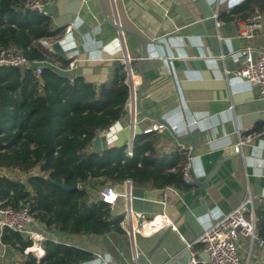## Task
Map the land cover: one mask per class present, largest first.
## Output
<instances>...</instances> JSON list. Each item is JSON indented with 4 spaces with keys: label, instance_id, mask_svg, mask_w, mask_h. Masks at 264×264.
Segmentation results:
<instances>
[{
    "label": "crops",
    "instance_id": "0c3cea01",
    "mask_svg": "<svg viewBox=\"0 0 264 264\" xmlns=\"http://www.w3.org/2000/svg\"><path fill=\"white\" fill-rule=\"evenodd\" d=\"M246 1L50 0L52 29L62 32L44 48L76 59L74 69H60L62 75L99 87L117 64L125 65L129 100L119 121L102 131L106 149L129 148L137 135L163 125L162 132L150 133L156 157L182 156L177 168L190 158L192 181L185 189H156L90 180L84 184L88 205L101 202L106 186L125 195L108 205L111 220L121 218L122 232L70 235L33 218L30 230L44 237L42 250L52 241L93 256L81 264H182L188 245L201 254L196 242L209 224L249 198L257 221L255 209L264 202V96L236 78L243 60L234 54L264 50V22L246 39L240 32L252 14H229ZM240 140L246 142L236 153ZM37 175L38 169L0 168V177L20 183ZM136 215L142 226L166 217L175 230L154 220L132 233ZM239 244L241 264H261L256 242L240 237ZM28 257L0 239V264H26Z\"/></svg>",
    "mask_w": 264,
    "mask_h": 264
},
{
    "label": "trees",
    "instance_id": "16d2710c",
    "mask_svg": "<svg viewBox=\"0 0 264 264\" xmlns=\"http://www.w3.org/2000/svg\"><path fill=\"white\" fill-rule=\"evenodd\" d=\"M26 0H0V50L18 49L29 61L48 62L66 69L69 61L48 52L44 41L55 40L62 29L53 30L49 16L22 10ZM256 10L264 13V0H247L229 12L247 18ZM124 64H117L113 77L99 87L81 77L72 81L51 67L40 78L34 68H0V168L39 175L20 183L0 177V200L14 209L27 206L31 216L45 226L77 235L102 236L121 233V218L112 221L110 207L102 202L87 204L84 184L90 180L119 184L130 181L156 189H185L177 165L184 159H158L150 134L137 135L127 145L102 152L92 142L124 114L129 100ZM173 168H177L171 172ZM57 184L77 185L63 190ZM256 230L264 238V202L255 209ZM1 243L23 252L31 241L3 230ZM44 255H29L26 264H81L93 256L83 250L43 243Z\"/></svg>",
    "mask_w": 264,
    "mask_h": 264
},
{
    "label": "built area",
    "instance_id": "2783aa9c",
    "mask_svg": "<svg viewBox=\"0 0 264 264\" xmlns=\"http://www.w3.org/2000/svg\"><path fill=\"white\" fill-rule=\"evenodd\" d=\"M50 0H26L22 4V10L36 13L42 16H48V7ZM216 18V16H215ZM245 29L240 32V37L250 39L253 37L254 32L261 28L263 24L262 14L255 11L245 22ZM220 22H217V26ZM235 57H241L243 60V67L235 73L239 81L247 82L250 86L255 87L258 92L264 96V50L253 52L249 48L242 49L234 54ZM68 69H74L76 66V59L73 56L68 58ZM34 66V74L36 78H40L42 69L44 67L55 68L57 71L60 67L45 61H29L18 49L4 48L0 50V68H20L25 70ZM72 81V79H70ZM163 125L152 126L148 128L144 134L154 132H162ZM102 132L98 134L102 136ZM246 140H240L238 145L234 148V152L239 153L240 148L245 144ZM125 151L130 155V148ZM190 161V158H189ZM189 161L180 166L182 172V180L185 184H190L191 172ZM177 169V168H176ZM173 168L171 172L176 170ZM130 187V181H126ZM125 195L117 194L112 187H103L99 194V200L107 205H114L116 200ZM167 199L166 194L163 195V202ZM137 216L134 217L137 221ZM133 218V217H132ZM156 223H166L175 230L171 222H167L166 217L154 218L146 225H152V221ZM256 219L252 207V199L249 198L242 202L237 208L230 213L224 215L218 220L209 224L196 243L203 246L201 254L193 251L192 245L187 246L189 252V264H241L239 250V238L244 237L250 240V244L256 242L260 250V263L264 264V238L256 236ZM33 222V217L30 214L27 206L14 209L6 205V200H0V233L3 230L19 234L31 241V246L24 249L23 254L26 256L32 255L35 259H40L44 255V250L40 246L44 240L41 234L30 230V225ZM144 225V224H143ZM142 226L141 229L145 228ZM150 225V226H151ZM139 231L136 227L131 228V232Z\"/></svg>",
    "mask_w": 264,
    "mask_h": 264
},
{
    "label": "water",
    "instance_id": "95a60500",
    "mask_svg": "<svg viewBox=\"0 0 264 264\" xmlns=\"http://www.w3.org/2000/svg\"><path fill=\"white\" fill-rule=\"evenodd\" d=\"M139 98H140V96H139ZM92 146H93L94 150L97 151V152H102V151L106 150V145L104 144V139L99 137V136H97L93 140ZM56 185L58 187H60L61 189H63V190H75V189L78 188V186L76 184L72 185V186H65V185L56 183ZM142 222H143V217L142 216H137L136 227L138 229L142 226ZM183 254H184V257L186 258V262L182 263V264H188V260L190 258L189 252L187 251L186 253H183ZM179 261L181 262L182 260L178 259V261L173 262L172 264H177V262H179Z\"/></svg>",
    "mask_w": 264,
    "mask_h": 264
},
{
    "label": "rangeland",
    "instance_id": "374dc122",
    "mask_svg": "<svg viewBox=\"0 0 264 264\" xmlns=\"http://www.w3.org/2000/svg\"><path fill=\"white\" fill-rule=\"evenodd\" d=\"M256 11L262 14L263 22H264V13H263L262 11H260V10H256ZM102 186H103V185H102ZM100 187H101V185H100Z\"/></svg>",
    "mask_w": 264,
    "mask_h": 264
},
{
    "label": "bare ground",
    "instance_id": "6f19581e",
    "mask_svg": "<svg viewBox=\"0 0 264 264\" xmlns=\"http://www.w3.org/2000/svg\"><path fill=\"white\" fill-rule=\"evenodd\" d=\"M132 102H133V101H132ZM148 226H149V225H148ZM145 228H146V226H145ZM145 228H144V229H145ZM146 229H147V228H146ZM146 229H145V230H146Z\"/></svg>",
    "mask_w": 264,
    "mask_h": 264
}]
</instances>
